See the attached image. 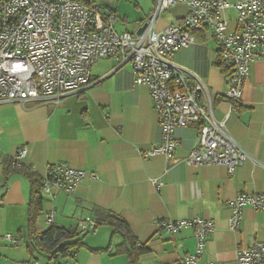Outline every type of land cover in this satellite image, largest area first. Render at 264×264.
Returning <instances> with one entry per match:
<instances>
[{
	"label": "crops",
	"instance_id": "0c3cea01",
	"mask_svg": "<svg viewBox=\"0 0 264 264\" xmlns=\"http://www.w3.org/2000/svg\"><path fill=\"white\" fill-rule=\"evenodd\" d=\"M101 2L106 12L116 14L119 32L138 33L157 0H90ZM235 2L236 0H227ZM123 2L132 3L124 8ZM188 14L185 4L163 12L156 22L161 30L179 23ZM236 27V10L223 13ZM117 30V31H118ZM197 40L176 51L172 59L207 85L218 120L248 152L247 160L233 175L220 164L188 165L184 159L199 142V123L176 129L178 146L172 161L163 154L146 156L161 141L159 112L146 86L136 83L132 63L117 58L98 61L92 68V83L70 93L58 103L0 101V264H129L126 253H117L123 242L110 225H98L107 212L122 217L141 245L148 248L140 264H176L196 251L193 227L171 234L161 222L205 218L214 222L198 264H237L239 247L264 239V212L244 209L240 228L230 227L231 201L240 193H264V59L255 61L246 79L241 99L226 98L229 77L215 65L219 59L215 40L197 32ZM22 148L28 155L21 166L40 178L51 164L66 162L73 168L95 172L73 192L56 189L43 195V210L37 232L51 225L76 229L85 245L72 255L49 257L31 241L28 217L31 183L14 172L5 176L7 162ZM162 185L158 188L152 180ZM52 214L54 221L47 222ZM95 225L81 227L85 221ZM82 223V225H81ZM81 225V226H80ZM7 234L16 241L7 239ZM110 246V247H109ZM109 247L107 251L101 249Z\"/></svg>",
	"mask_w": 264,
	"mask_h": 264
},
{
	"label": "built area",
	"instance_id": "2783aa9c",
	"mask_svg": "<svg viewBox=\"0 0 264 264\" xmlns=\"http://www.w3.org/2000/svg\"><path fill=\"white\" fill-rule=\"evenodd\" d=\"M185 4L188 14L179 23L156 29L160 15L170 7ZM236 10V27L224 17ZM116 14L101 4L80 0L0 1V101L58 103L67 94L92 83V67L98 61L117 58L132 63L137 84L146 86L159 112L161 141L146 156L163 154L174 162L178 141L176 129L198 122L199 142L184 159L188 165H224L233 175L249 157L218 120L207 85L172 59L173 54L194 44L197 32H205L217 45L218 55L229 70L226 98L238 102L252 64L264 59V0H157L140 33L119 32ZM28 155L22 148L12 160L20 166ZM93 171L73 168L66 162L51 164L41 177L40 192L54 196L56 189L73 192L86 179H98ZM158 188L162 185L152 180ZM230 227L240 228L245 207L264 212V193H240L231 201ZM54 217L47 215L52 224ZM82 225V223H81ZM80 225V226H81ZM93 227L85 221L81 229ZM161 227L171 234L193 227L196 251L176 264H198L214 222L205 218L169 220ZM15 242V236L7 234ZM237 264H264V239L239 247ZM31 264H40L33 261ZM55 264H70L55 262ZM204 264H215L208 261Z\"/></svg>",
	"mask_w": 264,
	"mask_h": 264
},
{
	"label": "trees",
	"instance_id": "16d2710c",
	"mask_svg": "<svg viewBox=\"0 0 264 264\" xmlns=\"http://www.w3.org/2000/svg\"><path fill=\"white\" fill-rule=\"evenodd\" d=\"M85 3H92L91 1L80 0ZM221 70L229 74L228 67L221 61L220 57L215 62ZM236 103V102H233ZM14 172L22 173L28 177L31 183L30 200H29V217L28 225L31 241L33 246L41 249L49 257H56L61 255L68 257L72 255L73 250L86 246L84 238L79 237L80 232L76 229L51 225V227L44 233L37 232V220L39 214L43 210V198L40 192L41 178L33 171L23 167L14 166L12 161L7 162L5 167V176L8 178ZM98 225H110L113 227V233H120L123 236V242L117 246V253H126L129 264H140V257L147 253L148 248L138 242L137 237L133 234L128 223L120 216L107 212L104 217L97 220ZM110 247V246H109ZM109 247L101 249L100 251H107Z\"/></svg>",
	"mask_w": 264,
	"mask_h": 264
},
{
	"label": "rangeland",
	"instance_id": "374dc122",
	"mask_svg": "<svg viewBox=\"0 0 264 264\" xmlns=\"http://www.w3.org/2000/svg\"><path fill=\"white\" fill-rule=\"evenodd\" d=\"M84 1H90V0H84ZM127 1V0H126ZM96 3H99V4H101V6L103 7V9L104 10H106V8H105V6L103 5V3H101V2H99V1H97ZM129 5H127V3L126 2H123L122 3V5L124 6V8H129L131 5H133L132 3H128ZM118 30V29H117ZM119 31V30H118ZM121 32V31H120ZM93 68V67H92ZM82 237V236H81Z\"/></svg>",
	"mask_w": 264,
	"mask_h": 264
},
{
	"label": "water",
	"instance_id": "95a60500",
	"mask_svg": "<svg viewBox=\"0 0 264 264\" xmlns=\"http://www.w3.org/2000/svg\"><path fill=\"white\" fill-rule=\"evenodd\" d=\"M0 1H1V0H0ZM142 30H143V28H142L138 33H140Z\"/></svg>",
	"mask_w": 264,
	"mask_h": 264
}]
</instances>
